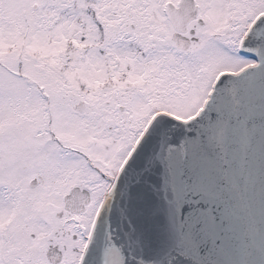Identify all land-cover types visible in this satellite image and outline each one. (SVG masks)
<instances>
[{"label": "snow or ice", "instance_id": "1", "mask_svg": "<svg viewBox=\"0 0 264 264\" xmlns=\"http://www.w3.org/2000/svg\"><path fill=\"white\" fill-rule=\"evenodd\" d=\"M0 264H264V0H0Z\"/></svg>", "mask_w": 264, "mask_h": 264}]
</instances>
